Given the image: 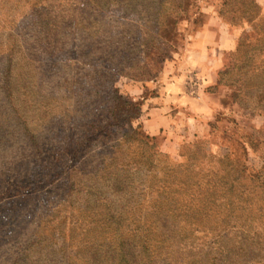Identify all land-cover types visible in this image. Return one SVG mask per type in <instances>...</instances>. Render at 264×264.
Instances as JSON below:
<instances>
[{
  "label": "rangeland",
  "instance_id": "1",
  "mask_svg": "<svg viewBox=\"0 0 264 264\" xmlns=\"http://www.w3.org/2000/svg\"><path fill=\"white\" fill-rule=\"evenodd\" d=\"M221 2L164 0L160 6L161 28L159 33L156 30L151 33L154 10L150 0H94L92 3L86 0H0V264H8L20 237H37L40 245L28 251L40 261H45L49 248L54 249L58 264L62 259L65 262L66 257L71 262L81 263L84 256L95 252L90 240L84 237V231L89 230L91 224L78 212L80 201L76 195L73 206L66 202L50 210L46 202L53 197L54 184H66L62 188L67 191L74 178L80 180L81 175L71 169L76 163L80 170L78 158L62 151L67 143L60 141L54 146L56 153L64 154L65 158L45 178L35 176L37 169L33 164L28 163L33 175L27 178L19 176L14 169L18 152L25 147V130L19 126L23 124L19 121H25L30 131L39 132L46 117L61 118L64 109L73 104L74 94L67 95L60 81L72 76L75 69L74 56H67V51L74 49L77 37L88 39L83 37L86 31L82 26L76 25L82 13L94 14L96 21L86 30L94 34L96 41L103 43L110 36L115 42L116 35L126 29L131 36L136 32H141V37L149 36L151 46L159 41L165 43L163 49L167 57L153 67L154 75L141 76L138 68L127 65L126 73L115 76L118 93L140 104L139 117L133 121V126L140 125L145 134L153 137L148 146L153 153L156 175L145 178L143 192L131 194L142 203L130 202V215L141 218L146 215L153 231H169L174 227L170 212L150 213L148 201L156 196L154 189L158 187L160 191L162 188L171 191L169 194L180 202L188 201L193 205L203 200L217 202L216 205H220L213 213L220 217L228 215L227 220H232L226 225L225 247L218 246L212 251L210 236L217 228L221 229L220 225L189 223L183 227L177 224L175 227L181 226L186 231L171 238L173 244L167 249L169 255L165 259H155L150 264H200L189 261V255L205 260L207 252L220 258L215 260L216 264H264V6L256 0H227V6H221ZM221 7L225 14L220 17L236 31V46L224 54L211 84L199 85L200 78L210 75H187L193 90L200 86L199 92L206 94L204 99H208L209 106L205 105L204 110L202 106L200 110L197 107L184 110V114L178 116L173 113L156 133H149L154 126V122H147L149 104L167 93L168 84L172 86V73H176V63L188 36L198 30L212 10L218 14ZM89 8L93 12H87ZM46 17H54L47 27L43 22ZM69 19L72 27L59 31ZM44 30L49 33L47 40L58 32L57 40L51 39V49H44L45 41L40 35ZM149 49L141 46L130 54L134 65L140 60L150 62L146 56ZM112 50L117 51L115 46ZM151 51L153 54L149 52V56L156 57L155 50ZM143 68L140 64V69ZM7 74L11 75L10 88H4ZM52 75L55 76L51 78ZM38 77H43L41 93L46 98L34 104L31 99L39 94L34 93L36 88L31 85ZM85 87L91 89L92 86ZM6 91L13 92L11 98ZM198 103L204 104V101L199 99ZM135 144L128 150L139 155L141 147ZM99 145L95 144L94 148L103 149L105 142ZM23 162L25 165L29 161ZM129 162L124 160V164ZM102 183L96 184L93 193L112 197ZM68 195L69 192L65 197ZM40 220L43 222L38 223ZM203 264H211V261Z\"/></svg>",
  "mask_w": 264,
  "mask_h": 264
},
{
  "label": "trees",
  "instance_id": "2",
  "mask_svg": "<svg viewBox=\"0 0 264 264\" xmlns=\"http://www.w3.org/2000/svg\"><path fill=\"white\" fill-rule=\"evenodd\" d=\"M86 1L92 3L94 0ZM221 1V6H227V0ZM163 2L164 0H150L154 10L151 12V33L154 32L153 30L159 33V28H161L160 6ZM219 10V16L225 14L222 7ZM89 11L93 12L90 8L87 12ZM82 15V19L78 20L76 25L80 24L82 26V29L86 31L84 33L86 36L83 37L88 39L79 40L77 37L74 49L67 51V56H74L75 69L72 76L63 77L64 79L60 81L67 95L74 94L71 109L65 108L61 118H56V115L46 117L39 132L30 131L27 123L19 119V123H23L19 126L24 127L25 130L23 138L25 147L18 152L15 159L17 163L14 164V169L19 176L27 178V176L33 175V169L28 166L29 163L35 165L37 170L34 174L36 177L43 175L45 178L49 171L54 172L53 167L57 166L64 157V154L59 155V152L56 153L57 149L55 150L54 147L60 141L67 143V147L62 151L72 154L73 158H78L80 162L79 171L75 166L76 163L71 167L72 170L76 169L74 171L78 175H81L78 177L80 180L77 181L74 178L70 186L67 187V191L63 189L66 184L63 183L62 186L54 184L52 186L53 197L47 198L46 202L49 203L48 206H51L50 210H53V208L55 210L62 204L65 205L66 202L73 206V197L76 195L80 201L77 204L78 212L82 216L84 215V221L89 219L91 224L89 230L84 231V237L90 240V243H92L91 249L93 251L95 249V252L90 256H84L81 263L71 262L67 260V257L65 262L62 259L59 263L150 264L155 259H165L169 255L167 249L173 244L170 243L171 238L181 236V233L185 230L181 229V226L175 227L177 224H183V227H186L189 223L195 226L208 223L220 225L221 229L217 228L210 236L212 240L209 241V248L211 251L218 246L224 248L223 240L228 233L226 225L228 226V221L232 220H227L228 215L220 217V215L213 213L215 207L220 205H216L217 202L209 203L203 200L196 202L197 205H193L188 201L180 202L169 194L171 191L163 188L160 191L157 187L154 189L156 196L150 198L148 206H151V214L156 211L170 212L175 226L169 231H153L151 229L152 223H147L148 217L146 215L141 218L130 215L131 213L128 212L130 202L138 203L139 201V203H142L138 197V201L134 199L135 197H131V194L143 192L145 190V178L156 175L155 166L152 163L153 153L150 151L151 146H148L150 139H153V137L145 134L140 125L133 126V121L139 117L140 104L124 98L118 93L115 86V76L126 73L125 68L127 65L129 68H138L142 72L141 76L154 75L156 72L153 73V67L163 63L165 57H167L163 49L165 43L159 41L157 45L152 44L151 46L150 41L152 42V39L150 40L149 36L146 38L141 37V32H136L131 36L126 29L116 35L115 42L110 36H107L108 39L103 43L102 41H96L94 40V34H89L86 30L91 29L96 21L94 14L82 13ZM39 17H41V13H39ZM53 19L54 17L44 18V26L47 27ZM68 21L69 24H66ZM68 21L63 22L65 25L62 24L59 31L63 28L72 27L70 19ZM170 23H172V20ZM56 34L58 32L53 33L51 38L47 40L49 33L45 30L40 32L42 41H45V50L46 48H52L50 46L51 39H56ZM56 40L53 41L54 44ZM114 46L117 51L112 50ZM141 46L150 47L148 51L152 54L153 51L151 50L154 49L157 56L151 57L148 52L146 56L150 62L140 60V63L134 65V58L130 54L134 53L136 49H140ZM143 52H145L144 49ZM11 60L9 68L12 66ZM140 64H143V69H140ZM8 74L4 79V88L5 86L8 88L12 86L11 75ZM54 76L52 75L51 78ZM46 78H48L47 75ZM42 84L43 77H38L34 85H31L36 88L34 93L39 94L32 97L31 100L34 104L39 102L40 99L46 98L41 93ZM88 84L92 86L91 89L85 87ZM6 92L9 95L8 97L11 98L13 92ZM100 142H105L104 148H94L95 144L101 146L99 145ZM134 142H136L135 146L141 147L139 155H136L135 151L129 152L128 150ZM127 153L132 154L128 156ZM24 160L29 162L24 165ZM124 160H130L129 164H124ZM64 164L62 163L61 166L64 167ZM124 165L127 166L124 167ZM9 170L12 171L13 169ZM101 181L109 189L112 197H104V195L93 193L96 190V184ZM150 188H154L153 185H150ZM67 192H69V195L65 197ZM48 195H50V192ZM80 195L82 196L79 197ZM132 198L133 200H131ZM42 222L40 220L38 223ZM39 243L36 236L29 239L20 237L8 264H50V261L52 264H58L56 261L59 258L56 257L52 248L47 250L45 257L43 256L45 261L35 259L29 254L28 249H36L40 245ZM205 254L207 256L205 260L196 259V257L190 255L188 260L194 263L200 262V264L209 260L211 264H216L215 260H220L216 255H212V252Z\"/></svg>",
  "mask_w": 264,
  "mask_h": 264
},
{
  "label": "crops",
  "instance_id": "3",
  "mask_svg": "<svg viewBox=\"0 0 264 264\" xmlns=\"http://www.w3.org/2000/svg\"><path fill=\"white\" fill-rule=\"evenodd\" d=\"M256 1L264 6V0ZM236 41V31L230 29L228 24L212 10L198 30L188 36L186 46L176 63L177 74L172 73V86L168 84L171 89L166 86L167 93L149 104L150 117H147V122H154V126L148 130L149 133H156V130L160 129L173 113L178 116L184 114V110L196 107L200 110L201 106L202 109L205 105L209 106L208 99H204L206 94L199 92L200 86H196L197 90H193V85L188 81L187 75L188 73L210 75L200 78L199 85L211 84L214 75L218 73L223 63L224 54L235 48ZM193 92L197 93L193 94ZM199 99H202L204 104L198 103Z\"/></svg>",
  "mask_w": 264,
  "mask_h": 264
}]
</instances>
